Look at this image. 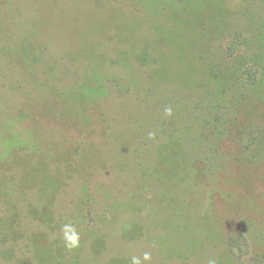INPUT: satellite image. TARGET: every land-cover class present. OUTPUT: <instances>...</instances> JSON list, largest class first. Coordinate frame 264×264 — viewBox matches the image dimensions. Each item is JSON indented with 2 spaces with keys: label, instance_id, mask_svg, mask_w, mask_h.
<instances>
[{
  "label": "rangeland",
  "instance_id": "1",
  "mask_svg": "<svg viewBox=\"0 0 264 264\" xmlns=\"http://www.w3.org/2000/svg\"><path fill=\"white\" fill-rule=\"evenodd\" d=\"M178 17L167 0H0V264H250L239 234L264 254V157L244 172L236 131L264 128V87L240 79L231 33L193 62Z\"/></svg>",
  "mask_w": 264,
  "mask_h": 264
},
{
  "label": "trees",
  "instance_id": "2",
  "mask_svg": "<svg viewBox=\"0 0 264 264\" xmlns=\"http://www.w3.org/2000/svg\"><path fill=\"white\" fill-rule=\"evenodd\" d=\"M234 1L167 0V4L168 10L179 16V25L181 23L187 26L186 28L192 34V41L195 40L194 36L197 34L199 35L197 42L192 43V46L187 52L188 57L193 62L197 60L198 62L213 61V58H211L213 55L206 58L209 51L207 54L203 52L201 55L200 52H198L202 51L204 44L206 45V49L208 48V44L206 40H204L205 38L217 44L218 38L222 39L224 34L229 35L231 33L233 39L227 44L225 49L227 57L230 54V58H236L234 61H241L243 59V55H240L243 54L241 53L243 49L240 48L241 46L239 45L245 46L244 53L249 55V60H246V62H239L240 66L244 65L241 69L239 66L237 67L240 69V79H244L246 83H249L247 87H250L259 94V92L262 93L264 87V8L257 6L260 0ZM195 26H197V28ZM174 34L178 35V31ZM189 41L191 40L189 36H187L186 42ZM216 47L221 48L222 45L218 44ZM212 68L213 70L211 69V71H214L213 62ZM241 97V95L238 97V103L242 100L240 99ZM220 102H222V99ZM262 102L263 104L260 103L259 106L264 107L263 99ZM235 103L231 104L229 108H225L228 110L224 115L227 114L233 118L236 116L237 112L241 111V109L239 111L240 107ZM224 115V121H230V119L224 117ZM247 116L249 119L252 117V114L249 112ZM234 119L238 120L237 118ZM250 121L251 119L245 121L243 123L244 126L241 125L242 129L236 130L242 141L243 148L245 149L243 156L248 163L243 169L244 172L251 169L252 165H257L256 163L261 164L260 159L264 157V128L258 126L255 121ZM238 123L239 121L235 122L232 127L236 126ZM224 134L228 135L230 132L224 131ZM230 247H237L244 251L250 264H264V254H256V256L250 255L249 240L245 234L235 236L234 239L230 241Z\"/></svg>",
  "mask_w": 264,
  "mask_h": 264
},
{
  "label": "clouds",
  "instance_id": "3",
  "mask_svg": "<svg viewBox=\"0 0 264 264\" xmlns=\"http://www.w3.org/2000/svg\"><path fill=\"white\" fill-rule=\"evenodd\" d=\"M164 113L166 116L172 115V109L170 107L164 109ZM155 133L150 132L149 137H153ZM62 238L64 241V246L69 249L73 250L79 247L80 244V235L77 232L76 228L72 226L71 224H65L63 225L62 229ZM151 261V254L150 253H144L142 259L140 257H132L131 264H144V262H150ZM209 264H216L214 260H210Z\"/></svg>",
  "mask_w": 264,
  "mask_h": 264
}]
</instances>
